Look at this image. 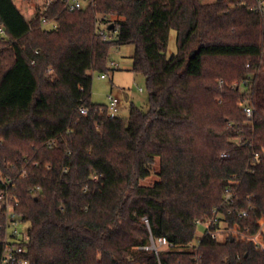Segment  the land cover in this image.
Wrapping results in <instances>:
<instances>
[{"label": "trees", "instance_id": "trees-1", "mask_svg": "<svg viewBox=\"0 0 264 264\" xmlns=\"http://www.w3.org/2000/svg\"><path fill=\"white\" fill-rule=\"evenodd\" d=\"M253 3L90 0L69 12L55 0L28 21L0 0V191L9 180L29 264H264L238 238L191 245L214 209L249 235L264 218V18ZM129 45L149 108L108 117L90 100L92 73L113 71L110 50ZM156 159L158 181L142 186ZM150 236L174 248L142 250Z\"/></svg>", "mask_w": 264, "mask_h": 264}, {"label": "built area", "instance_id": "built-area-1", "mask_svg": "<svg viewBox=\"0 0 264 264\" xmlns=\"http://www.w3.org/2000/svg\"><path fill=\"white\" fill-rule=\"evenodd\" d=\"M55 0H33L34 3V18L40 17L50 4ZM63 8L69 12L80 10L83 6L90 2V0H61ZM249 12L259 15L264 18V0H254V3L249 6ZM42 22H45L42 19ZM107 22L103 25V30L99 31V34L102 36L103 41L110 42L112 39L111 34L105 29ZM0 34H3L2 29H0ZM110 67H116L113 62L109 63ZM101 79H104L105 76L101 75ZM221 83V82H220ZM243 84H246V81H243ZM237 84L234 83L233 87H236ZM141 91V89H140ZM120 109V101L117 98L111 96L108 97V103L106 106L99 109L100 113H105L108 117L118 116ZM244 113L247 118L252 116V110L244 106ZM80 114L86 115L87 109L80 108ZM5 186L3 190L0 191V209L3 208L4 215L6 217L5 224L0 229V246L2 247V253L0 257V264H29L26 259L27 254V245L29 243L28 235V226L22 232H19L17 227L19 224L26 223L22 220L21 216L16 214L13 209L14 198L9 194V186L11 182H3ZM229 196L227 195L224 202L228 200ZM230 211H228L229 213ZM214 217L211 220L206 222L196 221L197 225H202L205 230L204 236H208L211 239L215 240L218 243H225L228 239L238 238L241 242H251L255 246L256 250L264 252V218H258L256 220L257 230L254 234H247L248 229L241 230L237 225L228 226L226 222L219 221L218 212L216 209L213 211ZM239 217H245L246 213L241 212L238 214ZM143 223L147 226L148 222L145 218L142 219ZM218 225V228L212 229V226ZM12 228L11 235L6 234V230ZM174 248V245L169 243L165 238L149 237L148 244L144 247H141L144 251L154 252L155 255H158V252L162 250H168Z\"/></svg>", "mask_w": 264, "mask_h": 264}, {"label": "rangeland", "instance_id": "rangeland-1", "mask_svg": "<svg viewBox=\"0 0 264 264\" xmlns=\"http://www.w3.org/2000/svg\"><path fill=\"white\" fill-rule=\"evenodd\" d=\"M16 7L19 9L24 18L28 21L34 18V3L33 0H13ZM211 2V1H208ZM114 18L110 17V20ZM112 23V22H111ZM47 28H51L48 24ZM175 52V32L171 31L169 34V41L167 47V55ZM134 53L133 46H119L113 47L110 50L107 67L113 71L108 70L102 74L100 72L92 73L91 97L93 104L99 106H106L108 97L117 98L120 101V109L118 117L126 119L128 117L129 107L134 105L142 111H147L149 108V99L145 87L144 77L140 74H135L131 71L132 56ZM113 62L116 67H110L109 63ZM105 78L101 79L100 76ZM141 89V91H140ZM124 95L129 99L124 100ZM159 161L156 159L151 167V174L140 182L142 186H151L158 181ZM28 226L27 223L19 224L17 229L22 232ZM12 228L6 230L7 235H11ZM205 234L204 227L198 225L195 237L191 245L197 246Z\"/></svg>", "mask_w": 264, "mask_h": 264}, {"label": "water", "instance_id": "water-1", "mask_svg": "<svg viewBox=\"0 0 264 264\" xmlns=\"http://www.w3.org/2000/svg\"><path fill=\"white\" fill-rule=\"evenodd\" d=\"M113 24H110L109 26H108V31H111L112 29H113ZM124 100L125 101H127L128 99H127V97L126 96H124ZM232 241V240H231Z\"/></svg>", "mask_w": 264, "mask_h": 264}, {"label": "crops", "instance_id": "crops-1", "mask_svg": "<svg viewBox=\"0 0 264 264\" xmlns=\"http://www.w3.org/2000/svg\"><path fill=\"white\" fill-rule=\"evenodd\" d=\"M124 96H126V95H124ZM127 97V96H126ZM127 99H129L128 97H127Z\"/></svg>", "mask_w": 264, "mask_h": 264}]
</instances>
